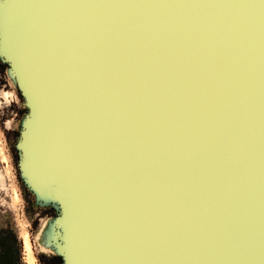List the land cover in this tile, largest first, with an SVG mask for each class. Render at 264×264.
I'll list each match as a JSON object with an SVG mask.
<instances>
[{
	"label": "water",
	"instance_id": "water-1",
	"mask_svg": "<svg viewBox=\"0 0 264 264\" xmlns=\"http://www.w3.org/2000/svg\"><path fill=\"white\" fill-rule=\"evenodd\" d=\"M0 61L58 264H264V0H0Z\"/></svg>",
	"mask_w": 264,
	"mask_h": 264
},
{
	"label": "rangeland",
	"instance_id": "rangeland-1",
	"mask_svg": "<svg viewBox=\"0 0 264 264\" xmlns=\"http://www.w3.org/2000/svg\"><path fill=\"white\" fill-rule=\"evenodd\" d=\"M25 113L23 99L0 61V264H29L23 231L32 243L34 264H55L52 258L57 255L40 239L56 209L36 199L18 168L16 141Z\"/></svg>",
	"mask_w": 264,
	"mask_h": 264
},
{
	"label": "bare ground",
	"instance_id": "bare-ground-1",
	"mask_svg": "<svg viewBox=\"0 0 264 264\" xmlns=\"http://www.w3.org/2000/svg\"><path fill=\"white\" fill-rule=\"evenodd\" d=\"M105 139H107V138H105V136L103 135L102 152H101V157H102L101 160L102 161H105L106 160L105 159V153L107 151L106 149L109 148V144L106 143ZM103 166H104V164H103ZM16 196H17V194L15 192V197ZM16 198H18V197H16ZM22 237L24 239V245H25L26 252H27V255H28L27 256L28 262H29V264H34V260H35L34 250H33L32 243H31V241L29 239V236H28L27 231H23L22 232Z\"/></svg>",
	"mask_w": 264,
	"mask_h": 264
},
{
	"label": "trees",
	"instance_id": "trees-1",
	"mask_svg": "<svg viewBox=\"0 0 264 264\" xmlns=\"http://www.w3.org/2000/svg\"><path fill=\"white\" fill-rule=\"evenodd\" d=\"M59 257L58 256H54L53 258H52V261H53V263H58L59 262Z\"/></svg>",
	"mask_w": 264,
	"mask_h": 264
}]
</instances>
